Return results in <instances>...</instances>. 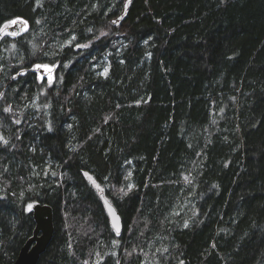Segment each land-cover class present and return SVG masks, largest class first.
Returning <instances> with one entry per match:
<instances>
[{
  "label": "trees",
  "instance_id": "1",
  "mask_svg": "<svg viewBox=\"0 0 264 264\" xmlns=\"http://www.w3.org/2000/svg\"><path fill=\"white\" fill-rule=\"evenodd\" d=\"M123 9L0 0V27L28 25L0 44V263L43 203L55 232L38 264H264V0H133L113 23Z\"/></svg>",
  "mask_w": 264,
  "mask_h": 264
},
{
  "label": "water",
  "instance_id": "2",
  "mask_svg": "<svg viewBox=\"0 0 264 264\" xmlns=\"http://www.w3.org/2000/svg\"><path fill=\"white\" fill-rule=\"evenodd\" d=\"M133 0H131L132 2ZM130 2V3H131ZM129 0L125 2V8L121 15H119L114 21L119 22L121 17H125L130 6ZM16 25H10L7 29L0 31V44L7 36L18 37L25 31V27L22 23V19L17 20ZM12 31H17L15 36L8 35ZM101 199L104 203L105 209L108 212L111 219V226L114 228V223L119 225L120 233L124 229V222L121 215L115 208V205L107 198L104 193H101ZM34 218L36 226L33 235L26 241L21 248L17 259L13 263L9 264H38L41 255L47 250L50 245L55 232L54 221V209L49 204L37 203L33 207ZM115 230V228H114ZM7 264V263H0Z\"/></svg>",
  "mask_w": 264,
  "mask_h": 264
},
{
  "label": "rangeland",
  "instance_id": "3",
  "mask_svg": "<svg viewBox=\"0 0 264 264\" xmlns=\"http://www.w3.org/2000/svg\"><path fill=\"white\" fill-rule=\"evenodd\" d=\"M124 2H125V0H124ZM27 29H28V25L26 27V30ZM59 41H60V39H53L51 36H46L44 41H43V43H42V45H41V49H43L45 51H49L51 53H55L58 50V48H59ZM1 61H3V60H1ZM36 65H48L50 68L53 69V71L51 73H48L47 70L44 69L43 67H41L40 69H36ZM1 67L2 66L0 65V68ZM33 67L37 71L38 76H39L40 79H41V76H43L44 77L43 80H48L49 76H51V78H52V82L51 83H53L55 81V78H56V66L55 65L50 64V63H43V64H37L36 63ZM26 107H27V103L23 104L22 107H21L20 112L13 117L15 122L16 121H20L21 118L24 116V111H26L25 110ZM29 121H31V118H29ZM11 124H12V122L10 124H5L3 126V128L0 130L1 131L0 136H2L3 138L5 137V136L1 135V134H3L2 130H4L7 134L10 133ZM86 177L88 178L89 182L98 190L99 193L103 192L102 185H100L97 182V180L92 175L87 174ZM89 177H92V180H90ZM93 181L95 183H93ZM97 185H99V187H97ZM80 225L83 226V229L85 231H86V229L88 230L87 226H85V224L83 222L80 223ZM77 227H79V226H75V228H77ZM120 243H121L120 240H113L112 243H111V246H108V244L106 243L105 244L106 246H103V247H105V251L104 252L109 251V250L114 249V248H115V252H117ZM102 260H103V255L96 254L94 263H90L89 260H87V259L84 260V263L85 264L86 263L87 264H99ZM151 260L152 261L149 264H159V261H160V260H158L156 258V256H154Z\"/></svg>",
  "mask_w": 264,
  "mask_h": 264
},
{
  "label": "snow or ice",
  "instance_id": "4",
  "mask_svg": "<svg viewBox=\"0 0 264 264\" xmlns=\"http://www.w3.org/2000/svg\"><path fill=\"white\" fill-rule=\"evenodd\" d=\"M130 2H131V0H129V3H130ZM121 19H123V17H121ZM17 23H18L17 20H12V21H10V22H6L2 27H0V31H3L4 29H7L10 25H16ZM20 23H22V24L24 25L25 30H26L27 22H26V21H22V22H20ZM113 23H116V21H113ZM6 34H8V35H12V36H15V35L18 34V32H17V31H12V32H10V33H6ZM102 35H105V33H102ZM73 39H75V37H73ZM87 46H88V45H77V47H87ZM41 67H43L44 69H46L48 73H51V72L53 71V69L50 68L48 65H36V69H40ZM104 75H107V70H105ZM43 78H44V77L41 76V79H42V80H43ZM51 82H52V78H51V76H49L48 83H51ZM0 98H3V93H0ZM4 111H6V112H11V107L4 109ZM16 123H19V121H16ZM49 131H51V125H49ZM0 140H2L4 144H7V143H8V141L5 140L2 136H0ZM86 175H87V174H86ZM89 179L92 180V177H89ZM185 179H188V178L185 177ZM93 183H95V182L93 181ZM97 187H99V185H97ZM121 191H123V189H121ZM125 194H126V193H125ZM33 207H34L33 204H28V205H27V210H28V211H32ZM113 226H114V228H115L116 234L119 235V234H120V228H119V225L114 223ZM187 226H188L187 223H185V227H187Z\"/></svg>",
  "mask_w": 264,
  "mask_h": 264
},
{
  "label": "bare ground",
  "instance_id": "5",
  "mask_svg": "<svg viewBox=\"0 0 264 264\" xmlns=\"http://www.w3.org/2000/svg\"><path fill=\"white\" fill-rule=\"evenodd\" d=\"M125 2H126V0H125ZM125 2H124V8H125ZM123 11H124V9H123ZM123 11H122V13H123ZM121 13V14H122ZM120 14V15H121ZM141 203V202H140ZM116 208V207H115ZM33 210V209H32ZM116 210H117V208H116ZM118 211V210H117ZM107 212V211H106ZM118 213H119V211H118ZM34 214V213H33ZM107 214H108V212H107ZM120 214V213H119ZM121 215V214H120ZM108 217H109V220H110V223H111V219H110V216H109V214H108ZM122 217V216H121ZM114 229V228H113Z\"/></svg>",
  "mask_w": 264,
  "mask_h": 264
}]
</instances>
